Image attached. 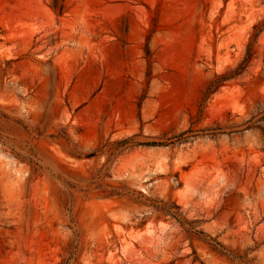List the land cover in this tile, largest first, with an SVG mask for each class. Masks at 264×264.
Segmentation results:
<instances>
[{"label": "rangeland", "instance_id": "374dc122", "mask_svg": "<svg viewBox=\"0 0 264 264\" xmlns=\"http://www.w3.org/2000/svg\"><path fill=\"white\" fill-rule=\"evenodd\" d=\"M263 116L264 0H0V264H264Z\"/></svg>", "mask_w": 264, "mask_h": 264}, {"label": "trees", "instance_id": "16d2710c", "mask_svg": "<svg viewBox=\"0 0 264 264\" xmlns=\"http://www.w3.org/2000/svg\"><path fill=\"white\" fill-rule=\"evenodd\" d=\"M260 26L261 25L258 24L256 26H254V28H253L254 33L251 37V40L249 41V43L247 45L246 57L244 60L245 63H248V61L251 60V58H252V54H251V50H250V44L254 39H256L257 34L260 33V28H261ZM244 68H245V64L242 63L235 70H230L228 73L215 76L214 81H212L206 89V91H207L206 95L213 94V93L217 92L226 82H228L229 80L240 75L243 72ZM195 117L196 116H192L191 120L193 121V119ZM260 122H264V116L261 118V120H258L257 122H253V124H251V126H249L248 129H258L262 133V136L264 138V127L258 125V123H260ZM192 125H195V124L192 122ZM213 131H221V129H217V130H213ZM176 180L178 182V179H176ZM179 185H180V183H179ZM152 207L156 211L161 212L165 217H169L172 220L176 221L178 224H180L189 237L191 236V234L192 235H196V234L203 235L202 232H199L196 230V228L194 226V222H190V221L186 220L185 218H182L181 214L179 213L180 208L178 206H176L174 203L173 204L164 203V205L162 207L156 206V205L152 206ZM185 224H188L190 227L185 228ZM213 243L214 244H208V245H210L214 250H216V251L218 250L216 248L217 246L222 248V246L218 242H216L215 240H213ZM200 263L203 264L202 262H200Z\"/></svg>", "mask_w": 264, "mask_h": 264}]
</instances>
